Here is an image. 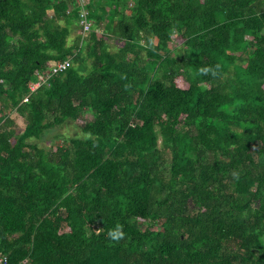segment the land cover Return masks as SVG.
Wrapping results in <instances>:
<instances>
[{"label":"trees","instance_id":"obj_1","mask_svg":"<svg viewBox=\"0 0 264 264\" xmlns=\"http://www.w3.org/2000/svg\"><path fill=\"white\" fill-rule=\"evenodd\" d=\"M76 2L0 0V254L264 264V0Z\"/></svg>","mask_w":264,"mask_h":264},{"label":"rangeland","instance_id":"obj_2","mask_svg":"<svg viewBox=\"0 0 264 264\" xmlns=\"http://www.w3.org/2000/svg\"><path fill=\"white\" fill-rule=\"evenodd\" d=\"M79 2H76L78 6L84 7L86 9V6L89 2V0H78ZM125 5H132L133 3L131 1H125L124 2ZM83 8V9H84ZM84 9V10H85ZM106 23V20H104L102 23L97 24L96 27L99 31L103 30V26ZM76 25L74 27H72V38L69 40V44L72 43L73 39L75 38V35L79 33V26L81 25V20H78L76 23ZM109 46L111 50H118L120 47H122V45L119 42L114 41L113 39H109ZM170 49L174 48L173 44L169 45ZM177 48V47H176ZM144 56V54H143ZM130 60L134 59L133 55H130L129 58ZM13 121L15 123V125H18L21 123V120L17 117H15V115H12ZM18 125L17 127L19 128ZM79 132V129L77 128V124L75 123H67L65 125H63L61 128H56L54 129L52 132L48 133L46 136H44L41 141H39L38 143L44 147H48L50 148L51 146H54L56 143H63V140H54L53 136L57 135V134H63L64 136H76L77 133Z\"/></svg>","mask_w":264,"mask_h":264},{"label":"built area","instance_id":"obj_3","mask_svg":"<svg viewBox=\"0 0 264 264\" xmlns=\"http://www.w3.org/2000/svg\"><path fill=\"white\" fill-rule=\"evenodd\" d=\"M82 7V18H81V26H83V32L88 31L90 28V24L86 22V15L87 10L83 9ZM70 67V60H65L60 63H53L50 65V67L43 73V74H37L36 80L31 83L29 86L30 92L35 91L38 87L47 84V81L57 74L65 72ZM0 264H8V258L6 256H3L0 254Z\"/></svg>","mask_w":264,"mask_h":264},{"label":"clouds","instance_id":"obj_4","mask_svg":"<svg viewBox=\"0 0 264 264\" xmlns=\"http://www.w3.org/2000/svg\"><path fill=\"white\" fill-rule=\"evenodd\" d=\"M204 71H207V69H205ZM108 235L113 240H119L123 237L124 233L122 231H120V228L118 226L116 229L110 230Z\"/></svg>","mask_w":264,"mask_h":264}]
</instances>
